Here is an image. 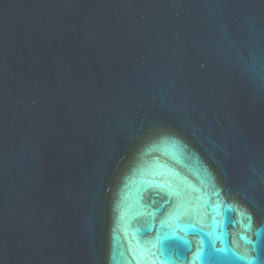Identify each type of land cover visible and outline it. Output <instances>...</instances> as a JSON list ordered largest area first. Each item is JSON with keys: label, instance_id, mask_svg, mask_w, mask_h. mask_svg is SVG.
<instances>
[{"label": "water", "instance_id": "1", "mask_svg": "<svg viewBox=\"0 0 264 264\" xmlns=\"http://www.w3.org/2000/svg\"><path fill=\"white\" fill-rule=\"evenodd\" d=\"M252 258L264 0H0V264Z\"/></svg>", "mask_w": 264, "mask_h": 264}, {"label": "snow or ice", "instance_id": "2", "mask_svg": "<svg viewBox=\"0 0 264 264\" xmlns=\"http://www.w3.org/2000/svg\"><path fill=\"white\" fill-rule=\"evenodd\" d=\"M249 220H251V217H249ZM255 247V245H254ZM240 259H245L244 257H240ZM248 264H255L254 258L248 260Z\"/></svg>", "mask_w": 264, "mask_h": 264}]
</instances>
